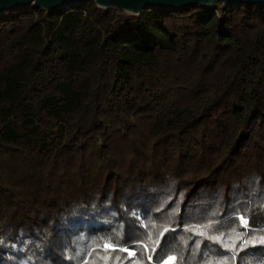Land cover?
Returning a JSON list of instances; mask_svg holds the SVG:
<instances>
[{
	"label": "trees",
	"instance_id": "obj_1",
	"mask_svg": "<svg viewBox=\"0 0 264 264\" xmlns=\"http://www.w3.org/2000/svg\"><path fill=\"white\" fill-rule=\"evenodd\" d=\"M262 204L264 6L0 12V264H233L234 214L259 228Z\"/></svg>",
	"mask_w": 264,
	"mask_h": 264
},
{
	"label": "snow or ice",
	"instance_id": "obj_2",
	"mask_svg": "<svg viewBox=\"0 0 264 264\" xmlns=\"http://www.w3.org/2000/svg\"><path fill=\"white\" fill-rule=\"evenodd\" d=\"M180 199H183V194H181ZM261 207H264V204H262ZM157 210L159 211L160 209H157ZM131 215L135 216V217H137V219L141 220V226L142 227L148 228L149 224H151V227L153 229H155L156 224L154 222L149 220L148 223H144L142 218L139 216V214L136 211H132ZM212 215L215 216V213H213ZM234 215H235V219L239 223V227L243 228L245 231H243V232L237 231L236 225L233 224V226L231 228L227 229L228 239L231 240L232 242L230 244L227 242H224L222 244V247L225 250L231 251V259L233 261V264H236L237 257L239 256V253L242 252L246 246L251 245L252 247H256L257 245H264V226H261L259 228L253 226L250 228L247 209H245V211H243V212H241L240 209H237L236 213ZM219 223H220L219 221L209 219L207 221V223H204L200 226L195 227L196 234L201 236V237L207 236L208 239H210L214 242H221L222 237L224 236L223 227H221L220 229H216V231L219 234H213V235L209 236L208 232H207L208 229H213L214 225L219 224ZM186 230H191V229H186ZM249 230L251 231V235H249ZM168 231H169V227H164L163 230L160 232V238H157L155 240H153L152 231H148L146 238L143 240L137 241L136 243L138 244V246L140 248L143 249L144 254L148 253L150 244L154 245L151 248V252L154 254L156 251V248L159 247V245H160L161 238H163L164 233H166ZM245 237H247V238L245 239ZM238 241L240 242L239 249H237V247H236V244ZM0 243H2V241H0ZM186 243H187V241H185V244ZM200 243H201V241H199V240L196 241L197 247H199ZM98 247H99V245H98ZM102 247H103V251L106 253L108 252L109 249L116 250V245L111 241V239L106 240L103 243ZM93 251H95V249H93ZM119 251L120 252H127L128 257H135L136 256V252L130 251L128 247H121V248H119ZM89 255H91V253H89ZM98 255H99V253H98ZM69 258L71 259V257H69ZM102 258L105 260V264H106L109 257L104 256ZM228 259H229V257L225 256L222 261L218 262V264H227ZM116 260L119 261L120 257L117 256ZM147 260H148L149 264H152L153 256L150 254L147 255ZM176 260H177V254L176 253H169L165 259L160 261V264H172V262H175ZM24 264H27V262L25 261ZM83 264H88V261L85 260L83 262ZM133 264H142V261L140 259H136L133 261Z\"/></svg>",
	"mask_w": 264,
	"mask_h": 264
},
{
	"label": "water",
	"instance_id": "obj_3",
	"mask_svg": "<svg viewBox=\"0 0 264 264\" xmlns=\"http://www.w3.org/2000/svg\"><path fill=\"white\" fill-rule=\"evenodd\" d=\"M92 0H0V12L11 10L16 7L34 5L45 11L57 9H69L78 5H85ZM100 8H119L130 15H142L146 9H173L183 11L187 7L202 6L211 7L216 3L251 4L264 6V0H95Z\"/></svg>",
	"mask_w": 264,
	"mask_h": 264
},
{
	"label": "rangeland",
	"instance_id": "obj_4",
	"mask_svg": "<svg viewBox=\"0 0 264 264\" xmlns=\"http://www.w3.org/2000/svg\"><path fill=\"white\" fill-rule=\"evenodd\" d=\"M146 11H147V9L145 10V12H146ZM145 12H144V13H145ZM123 13H125V14H128V15H129V13H127V12H125V11H123ZM144 13H143V14H144ZM143 14H142V15H143ZM142 15H139V16H142Z\"/></svg>",
	"mask_w": 264,
	"mask_h": 264
}]
</instances>
